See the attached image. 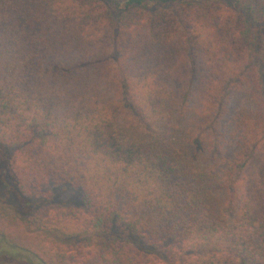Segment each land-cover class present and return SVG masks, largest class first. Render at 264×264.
I'll list each match as a JSON object with an SVG mask.
<instances>
[{"label": "trees", "instance_id": "16d2710c", "mask_svg": "<svg viewBox=\"0 0 264 264\" xmlns=\"http://www.w3.org/2000/svg\"><path fill=\"white\" fill-rule=\"evenodd\" d=\"M0 146V264H264V0H0Z\"/></svg>", "mask_w": 264, "mask_h": 264}, {"label": "rangeland", "instance_id": "374dc122", "mask_svg": "<svg viewBox=\"0 0 264 264\" xmlns=\"http://www.w3.org/2000/svg\"><path fill=\"white\" fill-rule=\"evenodd\" d=\"M9 156H10L9 151L6 150L4 147L0 146V181L3 178H5L7 180H11V179L13 180V176L11 175V173L9 172L8 167H7ZM0 195H1V193H0ZM0 245L3 246V243L0 242ZM3 247H5V246H3ZM5 249H6V252L8 250H10L7 246L5 247ZM5 249L0 247V255L3 253V251H5ZM17 256H18V257H16L17 258V260H16L17 263H22L23 260L26 261L28 258L31 257V256H29L28 254H25V253L18 254ZM13 258L15 259V257H13ZM14 264H16V263H14Z\"/></svg>", "mask_w": 264, "mask_h": 264}]
</instances>
